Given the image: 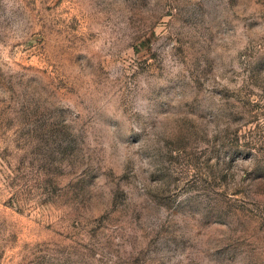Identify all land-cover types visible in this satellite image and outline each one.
<instances>
[{
	"label": "rangeland",
	"instance_id": "1",
	"mask_svg": "<svg viewBox=\"0 0 264 264\" xmlns=\"http://www.w3.org/2000/svg\"><path fill=\"white\" fill-rule=\"evenodd\" d=\"M0 264H264V0H0Z\"/></svg>",
	"mask_w": 264,
	"mask_h": 264
}]
</instances>
